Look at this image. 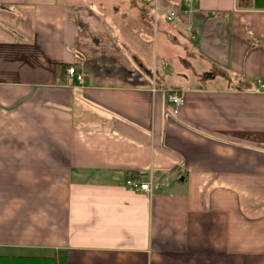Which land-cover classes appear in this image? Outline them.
<instances>
[{"label":"crops","instance_id":"crops-1","mask_svg":"<svg viewBox=\"0 0 264 264\" xmlns=\"http://www.w3.org/2000/svg\"><path fill=\"white\" fill-rule=\"evenodd\" d=\"M161 5L0 0V264H264V1Z\"/></svg>","mask_w":264,"mask_h":264},{"label":"built area","instance_id":"built-area-1","mask_svg":"<svg viewBox=\"0 0 264 264\" xmlns=\"http://www.w3.org/2000/svg\"><path fill=\"white\" fill-rule=\"evenodd\" d=\"M144 3L151 5L153 7V12L155 17L157 18L160 12L165 13V17L167 21L173 22L177 19L178 13L175 10H166L161 5V0H142ZM198 0H190L191 3L197 2ZM219 12H214V15L217 16ZM67 74L69 78L76 79L80 85H83L85 82L84 76L80 73H78L75 69V67H69L67 69ZM257 84L259 86V89L264 90V80L258 79ZM168 101L169 104L172 106V110L174 114H177L179 112V109L184 104V95L179 90H171L168 93ZM127 185L133 189L134 191H143L149 194H152V183L151 182H143L138 178H130L127 180Z\"/></svg>","mask_w":264,"mask_h":264},{"label":"rangeland","instance_id":"rangeland-1","mask_svg":"<svg viewBox=\"0 0 264 264\" xmlns=\"http://www.w3.org/2000/svg\"><path fill=\"white\" fill-rule=\"evenodd\" d=\"M154 19L156 20L155 15ZM160 45V39L157 40L153 37L151 39V42H149L148 44L143 43V47L145 48V53L147 54V56L149 55L153 58L154 53V60L156 59L157 55L160 54ZM158 61L160 62V59H158ZM171 64H173V66L176 68V71H178L179 73H185L187 75L188 73H190L191 77L193 78L190 80L192 83L197 81V79L199 78V73L202 71V65H200L199 62L197 64L194 62V60L191 61L189 58L185 56L183 57V55H180V57L179 55H177L175 59L171 61ZM203 77H205V75H202L201 78L203 79ZM202 81L205 83V80Z\"/></svg>","mask_w":264,"mask_h":264},{"label":"water","instance_id":"water-1","mask_svg":"<svg viewBox=\"0 0 264 264\" xmlns=\"http://www.w3.org/2000/svg\"><path fill=\"white\" fill-rule=\"evenodd\" d=\"M263 1L264 0H256V5L257 6H263Z\"/></svg>","mask_w":264,"mask_h":264}]
</instances>
